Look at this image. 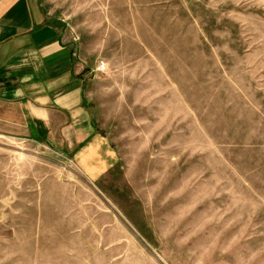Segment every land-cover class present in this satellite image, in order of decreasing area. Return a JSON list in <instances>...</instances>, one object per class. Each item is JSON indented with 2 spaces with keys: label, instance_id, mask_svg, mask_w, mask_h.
<instances>
[{
  "label": "rangeland",
  "instance_id": "1",
  "mask_svg": "<svg viewBox=\"0 0 264 264\" xmlns=\"http://www.w3.org/2000/svg\"><path fill=\"white\" fill-rule=\"evenodd\" d=\"M41 2L82 93L0 135V264H264V0Z\"/></svg>",
  "mask_w": 264,
  "mask_h": 264
},
{
  "label": "crops",
  "instance_id": "2",
  "mask_svg": "<svg viewBox=\"0 0 264 264\" xmlns=\"http://www.w3.org/2000/svg\"><path fill=\"white\" fill-rule=\"evenodd\" d=\"M47 15L41 0H0V135L45 139L65 101L79 102L80 74Z\"/></svg>",
  "mask_w": 264,
  "mask_h": 264
}]
</instances>
